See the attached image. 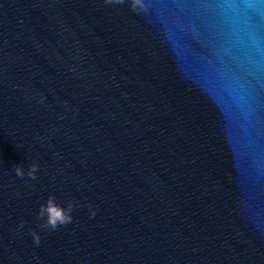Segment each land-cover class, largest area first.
<instances>
[{
    "label": "water",
    "instance_id": "water-1",
    "mask_svg": "<svg viewBox=\"0 0 264 264\" xmlns=\"http://www.w3.org/2000/svg\"><path fill=\"white\" fill-rule=\"evenodd\" d=\"M143 3L0 0V264H264V0Z\"/></svg>",
    "mask_w": 264,
    "mask_h": 264
},
{
    "label": "clouds",
    "instance_id": "clouds-1",
    "mask_svg": "<svg viewBox=\"0 0 264 264\" xmlns=\"http://www.w3.org/2000/svg\"><path fill=\"white\" fill-rule=\"evenodd\" d=\"M105 3L111 4H122L124 0H105ZM130 8L133 12H140L145 10V5L143 0H129ZM14 173L17 177H24L25 175L35 180V173L38 171V166L36 164L30 165L27 172H24L21 166L14 167ZM55 196L50 195L44 204L39 206L37 212V219L42 221L37 225V228L44 231H55L60 226H65L72 223L71 213L74 207V201L69 200L65 207H61L55 202ZM96 215L95 210L89 205V218H94ZM24 222H20V227H23ZM29 234L31 235L33 244L39 246L40 236L36 231L30 230Z\"/></svg>",
    "mask_w": 264,
    "mask_h": 264
}]
</instances>
